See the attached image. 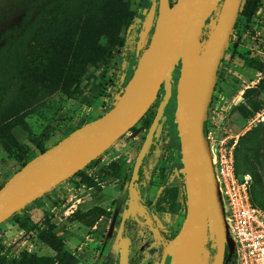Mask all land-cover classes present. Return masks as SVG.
Wrapping results in <instances>:
<instances>
[{
    "label": "rangeland",
    "instance_id": "374dc122",
    "mask_svg": "<svg viewBox=\"0 0 264 264\" xmlns=\"http://www.w3.org/2000/svg\"><path fill=\"white\" fill-rule=\"evenodd\" d=\"M128 1L138 16V25L123 32L127 36L125 46L113 48L112 58L105 68L104 85L98 76L100 71L89 68L77 93L67 96L56 91L48 95L27 112L23 125L4 129L1 132L3 139L13 135L26 145L29 156H36L41 152L32 144V139L48 133L42 143L46 150L77 127L103 115L114 106L138 60L145 53L154 29L155 15L147 4L142 6L140 0ZM37 2L0 0V49L11 37L10 32L21 25ZM173 2L175 0H170V3ZM241 9L242 4L239 11ZM217 16L218 12L208 18L203 28L212 31ZM233 29L234 36L230 35L217 69L204 128H215L223 136L235 140L237 168L252 176L255 202L264 208V0H260L251 20L238 16ZM204 45L205 42H199V52ZM161 95L160 92L133 127L82 169L86 174L84 180L80 176L66 179L0 224V244L7 258H17L22 251L54 256L55 252L37 236L41 228L48 227L63 239L66 249L77 258L76 264H105L107 259L116 264H159L170 234L165 230H179L186 211L185 175L180 156H175L173 161L176 165H173L172 171L146 163L149 156L143 158L142 178H138L135 184L142 180L159 186L155 208L161 216L155 223L164 228L161 231L157 229L155 237L147 234L148 244L137 234L131 246L117 243L122 234L119 230L120 215H115V212L122 202V194H126L124 202L128 200V185L135 158ZM167 107L154 132L158 144L153 156L158 158L171 157L168 152L173 137ZM112 162L119 164L120 168L114 170L110 166ZM21 167L22 162L8 156L0 144V186ZM90 206L103 207L109 214L99 218L96 226L92 227L71 220L73 211ZM124 207H127V203ZM16 218L25 220L26 227L21 228ZM152 226L156 228L155 224ZM146 228L142 226V230ZM108 232L112 233V239H106ZM122 247L125 249L117 250ZM116 254L118 258H115ZM4 264L11 263L6 260Z\"/></svg>",
    "mask_w": 264,
    "mask_h": 264
},
{
    "label": "water",
    "instance_id": "95a60500",
    "mask_svg": "<svg viewBox=\"0 0 264 264\" xmlns=\"http://www.w3.org/2000/svg\"><path fill=\"white\" fill-rule=\"evenodd\" d=\"M241 3L242 0H158L149 44L114 106L33 157L0 186V224L100 156L145 115L163 90L135 158L129 195L135 192L140 163L152 144L166 103L174 96L186 211L178 232L163 248L159 264H164L167 256L170 264H202L208 235L215 237L217 245L213 264H225L218 195L204 123L217 69ZM219 6L216 24L199 52L201 30ZM177 69L173 94L172 73Z\"/></svg>",
    "mask_w": 264,
    "mask_h": 264
},
{
    "label": "trees",
    "instance_id": "16d2710c",
    "mask_svg": "<svg viewBox=\"0 0 264 264\" xmlns=\"http://www.w3.org/2000/svg\"><path fill=\"white\" fill-rule=\"evenodd\" d=\"M147 1L140 0V3L143 6ZM259 3L260 0H242V9L238 12V16L251 20ZM219 10L220 6L211 17ZM156 17L157 8L154 24ZM136 25H138V16L130 8L128 0H38L34 4L21 25L10 32L11 37L0 49V144L8 156L21 161L22 166L35 157L29 156L26 145L20 143L13 135L3 139L1 132L4 129H12L15 125H23L27 112L48 95L56 91H61L67 96L77 93L89 68L100 71L98 76L104 85L105 68L112 58L113 48L125 46L127 36L123 32ZM210 32L203 28L198 42H206ZM148 44L149 42L146 48ZM172 74L173 94H175L178 69ZM160 92L163 94V90ZM166 106H168L166 110L173 137L172 146L169 148L173 157L180 156L174 118L176 107L174 96L168 100ZM152 119L153 116L151 121ZM47 136L48 133L31 141L41 153L45 151L42 143ZM157 144V140L153 137L145 156H153ZM144 165L145 162L142 160L138 169L139 179L142 178ZM110 166L114 170L120 168L116 162H112ZM235 166L238 173L244 174L237 168L236 154ZM73 176H80L82 180L86 178L82 170ZM252 187L253 178L250 188L251 200L254 205L259 206L255 202ZM184 207L186 210V203ZM108 214L109 212L103 207L90 206L84 210L76 209L70 214V218L92 227L99 218ZM15 221L21 228L26 227L25 220L16 218ZM37 236L55 252L54 256H39L22 251L17 258H7L0 244V264H4L6 260L11 264L77 263V258L66 249L63 239L52 229L41 228ZM216 246L215 237L208 235L202 264L214 263ZM226 259L225 251L224 260ZM164 264H170L169 256L166 257Z\"/></svg>",
    "mask_w": 264,
    "mask_h": 264
},
{
    "label": "built area",
    "instance_id": "2783aa9c",
    "mask_svg": "<svg viewBox=\"0 0 264 264\" xmlns=\"http://www.w3.org/2000/svg\"><path fill=\"white\" fill-rule=\"evenodd\" d=\"M204 139L217 189L225 264H264V209L252 203V176L236 170L235 140L215 128H204Z\"/></svg>",
    "mask_w": 264,
    "mask_h": 264
},
{
    "label": "crops",
    "instance_id": "0c3cea01",
    "mask_svg": "<svg viewBox=\"0 0 264 264\" xmlns=\"http://www.w3.org/2000/svg\"><path fill=\"white\" fill-rule=\"evenodd\" d=\"M158 0H148L147 6L152 10V12H156ZM153 21V18L150 20V22ZM175 157L171 155L170 158L164 157V158H158L155 156H149L148 160H145L146 163L150 165H155L157 167H166L169 170H173V165L175 164L174 160ZM135 192L130 197L128 194V200L127 202L123 200L126 194H122V202L117 207V211L115 212V215H120L121 224L119 226L120 234H122L121 238L118 237L116 240L117 243L131 246L133 244V237L137 234L141 240L145 241V244H148L147 242V234L154 235L155 231L164 229L162 227H159V223H155L160 219V213L156 210L155 205L157 201V196L159 194V186L151 185L146 183L145 181L138 180L136 184H134ZM127 203V207H124ZM152 224H155L154 228ZM96 226V225H95ZM142 226H146L147 228L145 230H142ZM159 231V234H160ZM165 231H169L168 233V241L169 242L172 236H174L178 230H175L173 228H167ZM139 232V233H138ZM124 233V234H123ZM111 232L106 233V239H109L111 237ZM156 240V238H154ZM157 241V240H156ZM158 242V241H157ZM166 246V245H165ZM106 249V248H105ZM119 249H125V248H118ZM121 253V251H120ZM162 254V253H161ZM118 254H116L115 258H118ZM112 260H106L105 264H116L112 263ZM123 264V263H119Z\"/></svg>",
    "mask_w": 264,
    "mask_h": 264
},
{
    "label": "flooded vegetation",
    "instance_id": "af4514ba",
    "mask_svg": "<svg viewBox=\"0 0 264 264\" xmlns=\"http://www.w3.org/2000/svg\"><path fill=\"white\" fill-rule=\"evenodd\" d=\"M169 156H171V150L169 149V152H168ZM225 256V255H224Z\"/></svg>",
    "mask_w": 264,
    "mask_h": 264
}]
</instances>
